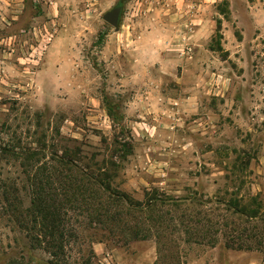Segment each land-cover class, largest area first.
I'll use <instances>...</instances> for the list:
<instances>
[{
  "label": "rangeland",
  "instance_id": "374dc122",
  "mask_svg": "<svg viewBox=\"0 0 264 264\" xmlns=\"http://www.w3.org/2000/svg\"><path fill=\"white\" fill-rule=\"evenodd\" d=\"M263 230L264 0H0V264H264Z\"/></svg>",
  "mask_w": 264,
  "mask_h": 264
},
{
  "label": "trees",
  "instance_id": "16d2710c",
  "mask_svg": "<svg viewBox=\"0 0 264 264\" xmlns=\"http://www.w3.org/2000/svg\"><path fill=\"white\" fill-rule=\"evenodd\" d=\"M224 16L227 18L228 12L224 13ZM221 30H222V21L218 20L217 21V35L220 37L222 36ZM112 115H113L112 111L109 110V116H112ZM116 167H117L116 164L107 163L104 161L101 170L108 172V169L115 170ZM56 171H57V169H56V167H54L52 169V173H56ZM84 178H85L84 175H82V177L80 179V183H78L74 189L75 193L86 194V191L89 188L88 186L92 185V181L90 179L85 180ZM77 180H78V176H75V181H77ZM93 181L97 182L96 179H94ZM43 190H44V187L40 186L39 190H36L34 192V194L37 196V198L34 201L35 213L37 214L38 219H40L43 223L42 224L43 225L42 226L43 236L49 238L50 240L55 239L58 242L63 243V240L66 236L65 230H64V228H62L63 227V219H64V216H67V214L63 213L62 208L64 207V205H66L68 203V201L70 200L71 197L67 195L68 191L64 190L63 197H65L67 202L65 204H63V202L54 203V201H53L54 198L59 197L57 191H55V189H54V192L48 194L47 195L48 198L44 199L43 195L40 193ZM92 194H93V191L90 192V195H92ZM253 203L256 204V200L253 199ZM100 205L101 204L99 203L98 205L92 206L91 203L89 204L86 202V205H82L81 211H82V213L92 214V215L94 214V215L101 216L102 213H101V209L99 208ZM95 206H97V207H95ZM109 208L110 207L103 210L105 215H107L106 216L107 221H111V222L120 221V219H122V217H123V209L121 208L115 214H111ZM257 209H258L257 212H253L252 215H249V219H259V215H260V212L262 209L261 204L257 205ZM92 215H90V217ZM33 221H36V219H34ZM252 236L254 238L259 237L264 242V230L262 233L255 232ZM61 248H62V246L59 245L58 249L61 250Z\"/></svg>",
  "mask_w": 264,
  "mask_h": 264
},
{
  "label": "crops",
  "instance_id": "0c3cea01",
  "mask_svg": "<svg viewBox=\"0 0 264 264\" xmlns=\"http://www.w3.org/2000/svg\"><path fill=\"white\" fill-rule=\"evenodd\" d=\"M169 16V20L173 21L174 20H180L182 18H188L187 21H183L182 23H173L171 24V26H175L174 28L177 30H181V31H202L204 30L205 26L208 25L209 23L208 21V17L206 14L201 13L198 14L197 13V9L194 7L190 10L187 11V13H183L182 11H178V12H169L168 13ZM180 17V19H179ZM104 245L102 243H98L95 245L94 249L96 250V252H100L101 254H103L104 250H106L105 247H103Z\"/></svg>",
  "mask_w": 264,
  "mask_h": 264
},
{
  "label": "water",
  "instance_id": "95a60500",
  "mask_svg": "<svg viewBox=\"0 0 264 264\" xmlns=\"http://www.w3.org/2000/svg\"><path fill=\"white\" fill-rule=\"evenodd\" d=\"M122 5L116 6L114 9L104 15V21L112 27L118 29L121 21Z\"/></svg>",
  "mask_w": 264,
  "mask_h": 264
}]
</instances>
